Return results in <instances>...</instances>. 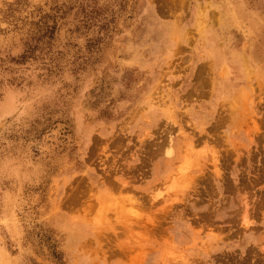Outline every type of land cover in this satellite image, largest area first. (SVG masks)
<instances>
[{
  "label": "rangeland",
  "instance_id": "374dc122",
  "mask_svg": "<svg viewBox=\"0 0 264 264\" xmlns=\"http://www.w3.org/2000/svg\"><path fill=\"white\" fill-rule=\"evenodd\" d=\"M0 264H264V0H0Z\"/></svg>",
  "mask_w": 264,
  "mask_h": 264
}]
</instances>
